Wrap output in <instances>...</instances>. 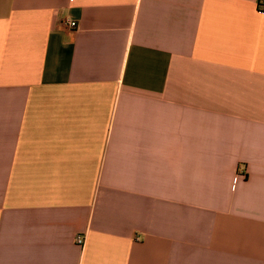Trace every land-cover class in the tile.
I'll use <instances>...</instances> for the list:
<instances>
[{
    "label": "crops",
    "instance_id": "obj_1",
    "mask_svg": "<svg viewBox=\"0 0 264 264\" xmlns=\"http://www.w3.org/2000/svg\"><path fill=\"white\" fill-rule=\"evenodd\" d=\"M0 264H264L261 0H0Z\"/></svg>",
    "mask_w": 264,
    "mask_h": 264
},
{
    "label": "built area",
    "instance_id": "obj_2",
    "mask_svg": "<svg viewBox=\"0 0 264 264\" xmlns=\"http://www.w3.org/2000/svg\"><path fill=\"white\" fill-rule=\"evenodd\" d=\"M261 3H262V5H264V0H261ZM66 23L71 28H77V26H78V23L76 21H73V20H68V21H66ZM242 167L243 166L241 165L240 166V172H243L244 171ZM84 242H85L84 237L81 236V235H78V237H77V243L80 244V245H84Z\"/></svg>",
    "mask_w": 264,
    "mask_h": 264
}]
</instances>
